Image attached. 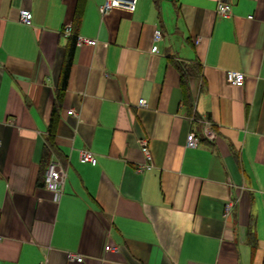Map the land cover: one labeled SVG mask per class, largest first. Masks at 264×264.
<instances>
[{"label":"crops","instance_id":"crops-1","mask_svg":"<svg viewBox=\"0 0 264 264\" xmlns=\"http://www.w3.org/2000/svg\"><path fill=\"white\" fill-rule=\"evenodd\" d=\"M103 2L85 0L78 36L97 42L76 45L46 150L77 0H0V264H263L264 0H137L102 14ZM176 62L191 71L190 112ZM143 139L151 160L138 170ZM50 160L66 170L57 197L43 185Z\"/></svg>","mask_w":264,"mask_h":264},{"label":"built area","instance_id":"built-area-1","mask_svg":"<svg viewBox=\"0 0 264 264\" xmlns=\"http://www.w3.org/2000/svg\"><path fill=\"white\" fill-rule=\"evenodd\" d=\"M137 0H104L102 4L99 5L100 12L102 14L107 13L113 8H121L128 11H133L136 7ZM217 12L220 15H228L230 12V4L228 2L219 1L217 4ZM19 19L27 24L31 23L32 12L28 8H20ZM72 30V24L69 22L64 29L65 34H70ZM161 33L159 29L155 30L154 39H159ZM97 40L94 38H88L84 36H77L76 45L82 44H96ZM227 79L231 84L242 85L245 79V73L241 70L229 69L227 70ZM139 104H145V99L140 98ZM68 113H73V110H68ZM204 136L208 139H213L215 137V131L213 130V125L210 120L205 119L203 126ZM200 137L194 132L189 131L186 136V145L190 147H196L199 144ZM143 152L145 154L146 162L138 167V170L143 169L150 165L151 154L146 144V140L143 139L140 142ZM80 160L88 161L91 163H96L97 158L93 151L90 149L80 150ZM66 177V170L64 166L58 160H50L43 175V185L46 189L52 191L54 196L57 197L64 186ZM232 203L229 201L225 207V213L228 214L231 211ZM107 249H117L116 246L107 245ZM69 259L82 260L81 254L78 253H68Z\"/></svg>","mask_w":264,"mask_h":264},{"label":"trees","instance_id":"trees-1","mask_svg":"<svg viewBox=\"0 0 264 264\" xmlns=\"http://www.w3.org/2000/svg\"><path fill=\"white\" fill-rule=\"evenodd\" d=\"M85 0H77V4L74 10V14L72 17V30L70 34L67 36V41L65 44L64 48V58H63V63H62V68L61 72L59 75L58 79V84H57V91H56V104L53 108L52 115L50 117L49 121V126H48V134L46 137V150L53 149L55 148V134H56V127L58 123V111H57V106L58 103L62 97V94L67 86V81L69 78L71 66L73 64L74 60V54H75V49H76V41H77V36H78V26L81 21L82 17V12H83V7H84ZM177 67L179 68L181 72V84L183 85V94H184V101L186 105L188 106L189 112L191 111L193 105H194V98L193 95L189 92V89L186 85L187 83V75L191 74V71L188 69V64H185L183 62H176ZM248 237H249V242L252 246V248L256 247L257 243V238L255 236L254 230L249 229L248 230ZM264 264V260H263Z\"/></svg>","mask_w":264,"mask_h":264}]
</instances>
